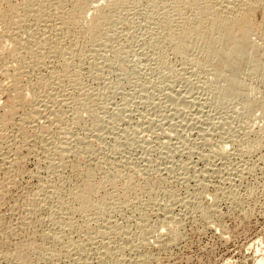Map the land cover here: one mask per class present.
Returning a JSON list of instances; mask_svg holds the SVG:
<instances>
[{"label":"rangeland","instance_id":"374dc122","mask_svg":"<svg viewBox=\"0 0 264 264\" xmlns=\"http://www.w3.org/2000/svg\"><path fill=\"white\" fill-rule=\"evenodd\" d=\"M28 1L33 5L35 4L30 7L31 11L36 9V1L37 5L41 1V6L38 5V9H36L38 11L34 10L26 14L25 12L28 10H23V4L27 0H13L10 2L11 6H8L10 10L12 8L19 10L16 12L17 16L15 15L16 17H14L15 19L10 25V29L6 28L8 30L5 29L7 33H3L6 36L4 38H10L9 40L6 39L5 43L7 46L3 44L0 47L2 48L0 49V74L2 75H0V106H2L0 107V121L11 110V114L10 112L6 114V118L4 117L3 121H1L5 123L10 119L11 123L9 121L7 127L6 124H3L1 127L4 129L0 127L2 133H0L2 137L0 138V157L2 156L0 158V264H23L18 260L20 257H17L19 250L24 253L25 264H30L31 261V264H114L117 259H115L116 256L112 255V252L109 254L105 253L106 256L103 254V257L102 253H104V250L99 248L98 251L101 237L97 233L105 229L107 232L110 231L109 234L115 229L117 233H121L122 239L119 235L118 238L113 234L107 235L113 241L111 246L116 247L115 250L112 248L114 254H117L119 261L121 260L120 262L118 260L115 261L117 262L115 264L257 263V259L259 260L262 256L261 252L264 248V117L256 109V113H254L255 111L250 113L244 111L243 101L241 100L234 99L235 101L225 102L226 104L222 103L218 98L219 96H217L219 94L216 95L218 92L215 91V93L213 91L214 88H212L218 84L216 83V85L211 78L208 81L210 77L208 74L196 72V76L195 73L193 74L194 71H192L194 69L193 66L190 64L188 66L189 62H186L187 64L182 62L167 47L169 51L165 48L162 53L161 50L163 49L161 47L164 44L160 45L162 43L160 39L164 32L160 31L161 26H158L160 24L155 19L157 18L156 13L159 12L160 14V12H163L162 6L172 5L173 0H126L125 6L118 9L117 13H114L116 15L113 14L110 28L96 29L94 34L89 37L85 35V37L87 36L86 38L83 35L86 31L85 27L89 23L96 22L98 19L99 21L106 20L105 17H103L104 19L101 17L100 11L96 8L103 0L87 1L85 5H80L77 9H72V4L68 5V3H71L70 1L64 3L61 0H54L53 2L52 0H46V4L45 0ZM47 1L50 2L47 3ZM59 2L63 3L64 5L61 4L63 6L67 4L65 12L66 10H71L72 25L75 26L71 25V27L75 28V32L67 31L68 33H66L65 30L61 29V34L59 30L60 21L57 19V15L54 14L55 12L57 13L55 9L59 7L57 6L60 5ZM263 5L264 0H259L258 11L252 17L253 22L256 21L255 24L261 23L264 19ZM4 6L2 5V8H0L3 15L6 12H10L7 6ZM33 7L34 9H32ZM40 7H42L41 11L45 8L42 11L43 13L39 10ZM66 7L69 9H66ZM156 10L159 11L156 12ZM35 11L38 17L35 15L36 13L32 14ZM43 14L44 16H42ZM54 16H56L57 21L53 19L55 18ZM39 21L41 22L38 23ZM155 24L157 25L155 26ZM2 28H0L1 32L3 31ZM157 28L159 31H157ZM160 32L162 35H160ZM82 33L83 35H81ZM9 35L12 36V39L15 38L14 40L16 41L22 39L20 42L18 41V44L15 42L18 47L9 42L11 41ZM255 38L253 40L258 43L257 38L256 40ZM158 42L160 43L158 44ZM8 43H11V45ZM8 45L13 48L9 49ZM158 45L161 46L158 47L160 50H157ZM21 48L22 50L20 51ZM58 50L62 52H60L59 57L61 58L59 59ZM53 51L55 52L54 54ZM16 52L19 56H17ZM51 54L53 55L51 56ZM71 57L73 59H70ZM159 57L160 59H157ZM161 57L163 60H161ZM157 61L163 62L158 63ZM22 63L23 65H20ZM165 66H170L173 70H168L167 72V69L164 70ZM202 76L204 77L202 78ZM73 79L74 82H72ZM204 80L211 86H208ZM256 81V79H251L248 82V93L250 92L248 97L252 100V98L258 99L260 96L259 100L264 104V86L260 85L259 81ZM203 82L207 85V88L205 84H202ZM213 83L215 86L212 85ZM202 85L209 90L207 91L201 87ZM18 87L21 88L20 91L22 92H20L19 98V94H16L19 91ZM196 87L201 88L196 90ZM16 88L18 91H16ZM215 89L217 90V88ZM24 91L26 94H23ZM211 93L214 94L212 95ZM171 94L172 96L176 94L175 96L178 98L181 97L180 100L185 98V100L192 101L194 98L192 106L189 109H182L181 114L178 113L177 115L175 105L179 101L173 104L171 100H168ZM24 95H26V98L29 96L28 101L26 99L20 102ZM35 95L39 98L38 100H44V104L46 102L45 108L42 106L44 109L40 105L36 107V103L33 101L34 99L36 100ZM214 95L215 97L217 96L216 99H214ZM14 96L23 105H20ZM30 96H32V99ZM217 99L221 103H218ZM29 101L31 102L29 103ZM12 103L16 105L15 108L17 107V110L21 107L20 110L17 111ZM170 103H172V107ZM32 104H34L33 108L31 107ZM8 106L12 108L8 110ZM28 106L29 110L33 111L29 112ZM34 108L37 109L35 110ZM12 109L13 112H17L12 114ZM40 109L41 111H39ZM2 110L3 112L7 110V112L3 113ZM34 111H36L38 116ZM31 113L36 118L34 117L33 119ZM57 115L58 117L56 118ZM48 117L52 119L50 123L53 124L48 122ZM59 117L62 120H59ZM35 119L37 120L34 121ZM53 120L56 123L51 122ZM1 122L0 124L2 125ZM34 125L35 127H33ZM21 126L24 127V130H26L25 128L27 130H21ZM65 127L69 130L67 135L63 134ZM18 128L22 133L18 132ZM21 134L23 137L19 136ZM63 141L69 145H65ZM253 143H256L255 147ZM225 144L229 146L226 150L227 154H225V158L221 156V158H218V155H216L217 150L221 149L219 146L224 147ZM65 146L68 150L65 149ZM260 147L262 148L260 149ZM46 150L49 151L46 153ZM211 151L212 153H210ZM89 174L91 175L88 176ZM90 177L93 178L91 179ZM112 177H115L114 180ZM89 183L93 185L95 183L94 186L96 187L97 185L100 188V190H97L99 192L95 194L96 197L95 195L93 196L92 204H99V201L103 205L105 201L104 207L102 206L104 213L100 211V214L103 213L104 215H100L99 211L94 208L93 212V209L89 210V213L86 211L89 215H85L84 212L79 214V211L77 212L76 210V212L68 211L69 209L65 208L66 201L69 200V197H72L71 195L74 192H71L70 189L73 190L78 187L75 190H82V187L89 186ZM81 185L82 187H80ZM125 193L126 196L124 197ZM102 197H105V199H101ZM58 198L62 199L59 200ZM192 198L193 202L190 201ZM95 199L98 201L96 202ZM60 201L64 202V207ZM197 201L198 203H196ZM198 206L200 208L196 209ZM206 208L208 209L206 210L207 212L204 211ZM192 209L194 210L192 211ZM198 210L203 214L208 213V216L204 214L205 217L207 216L205 218L202 215L205 219L199 217L202 213L199 214ZM163 216L175 217L174 219L179 221L178 228H176L178 230L174 231L175 234L169 236L163 233L158 236L159 233L157 235L159 232L158 228H160L159 224L161 226V223H163L161 222ZM207 218L211 219L208 220ZM146 221L149 223L147 226ZM96 224L99 225L97 226ZM155 227L157 228L155 229ZM161 229L160 231H162ZM148 231L151 234L146 233ZM172 235L177 236L174 238ZM49 236L51 237L48 238ZM171 238L174 239L172 240ZM167 241L169 243H166ZM129 242L130 244H128ZM139 242L141 243L139 244ZM68 244L73 248L68 246ZM141 244L144 247L139 246ZM41 246L42 248H40ZM11 252L15 254L13 255ZM39 252L43 254L42 257L44 258L40 257L42 254L40 255ZM8 253L11 255H8ZM46 257L48 258L46 259ZM49 257H52V259ZM112 259L115 260L113 261Z\"/></svg>","mask_w":264,"mask_h":264},{"label":"bare ground","instance_id":"6f19581e","mask_svg":"<svg viewBox=\"0 0 264 264\" xmlns=\"http://www.w3.org/2000/svg\"><path fill=\"white\" fill-rule=\"evenodd\" d=\"M11 1H13V0H0V8H2L1 6L3 5H5V6H7V9L10 11V12H8V13H10V14H8L7 12H6V14L5 15H3V13L0 11V28H2L3 29V31L1 32L0 31V47L1 46H3V44H5L6 46H7V44L5 43L6 42V39L7 38H4V37H6V36H4L3 35V33L4 32H6L7 33V29L6 28H9L10 29V25L14 22V17H16L17 15V11L19 10H14L13 8L10 10L9 9V5L11 6ZM44 1V0H43ZM42 1V2H43ZM51 1V0H50ZM50 1H47V3H49ZM54 0H52V2H53ZM59 1V0H58ZM58 1H57V3H58ZM62 2H64V3H66V1H70L71 3H68V5L69 4H72V9H77V8H79L80 7V5H85L86 3H87V1H99V0H61ZM100 1H102V0H100ZM128 1V0H127ZM171 1V0H170ZM31 2H32V0H31ZM34 2H35V0H34ZM45 2V4H46V0L44 1ZM173 2V4L172 3H170V4H172V5H164V6H162L163 8H162V11L163 12H160V14H159V10H156V12H158V13H156L157 15H156V17L157 18H155L158 22H159V24L160 25H158L161 29H160V31H162V32H164V35H162L161 34V32H160V35H162L161 36V42L162 43H160V42H158V44L160 43V45H163L162 47L160 46V45H158L157 46V50L159 49L158 47L160 46L163 50H161L162 51V53H163V51H165L164 49L167 47V48H169L172 52V54H174V56H176V57H178L180 60H182V62H184L185 64H187L186 62H189L188 63V66H189V64L191 65V66H193V68L195 69H193L192 70V68H191V70L192 71H194L193 72V74L195 73V75H196V72H201V73H203V74H208L210 77L208 78L207 76V78H208V81H209V79L211 78L213 81H214V83L217 85L216 87H212V88H214V90L213 89H211V90H213L214 92L215 91H217L218 93H216V95L217 94H219V95H217V96H219L218 98L222 101V103H224V104H226L225 102H230V101H235L234 99H238V100H241V101H243V109H245L244 111H246L247 113L249 112H253V111H255V109L256 110H258V111H260L261 112V115H262V117H264V104H263V102L261 101V100H259V98H260V96H259V98L257 99V98H255V99H253L252 98V100L250 99V97H248L249 96V93H248V88H249V86H248V82L251 80V79H256L257 81H259L260 82V85H262V86H264V19L261 21V23H256L255 24V22H253V20H252V17H254V15L256 14V12L258 11V6H259V0H173L172 1ZM60 3V2H59ZM98 3V2H97ZM44 4V3H43ZM45 4H44V7H45ZM55 4V3H54ZM61 4H63V3H60V5H57V6H59V7H57L55 10H57V13L55 12L54 14H56L57 15V19L60 21L59 22V30L61 31V29L62 30H65L66 31V33H68V32H75L76 30H75V28H72L71 27V25H72V20H73V18H72V13H71V10L70 11H67L66 10V12H65V6L67 5H65V6H63V5H61ZM125 4H126V0H103V2L101 3V4H98L97 6H96V4H95V6H96V8L100 11V13H101V17L103 18V17H105L106 18V20H102V21H99V19H98V21H96V22H92V23H89V25H87V27H85L86 29V31H85V33H84V35H83V33L81 34V35H83V37H85V35H88V37L91 35V34H94V31L96 30V29H100V30H102L101 28H104V27H106V28H110L111 26H110V24L112 23L111 22V19H112V16H114V15H116V14H114L116 11H118V9H120V8H122L123 6H125ZM154 4V3H153ZM24 6H23V10H28V11H26L25 13L26 14H28V12H32V11H34V10H36V9H38L37 8V6L38 5H40L41 6V1H40V4L38 3V5H37V1H36V9H34V7L32 8V9H34V10H32L31 11V9H30V7L33 5L32 3H30V1H28L27 0V2L26 3H24L23 4ZM35 5V4H34ZM33 5V6H34ZM51 5V4H50ZM56 5V4H55ZM157 5V4H156ZM4 6V7H5ZM47 6V5H46ZM52 6V5H51ZM264 6V5H263ZM262 6V7H263ZM43 7V8H44ZM56 7V6H55ZM173 7V8H172ZM41 8L42 7H40V11H41ZM48 8V7H47ZM52 8V7H51ZM68 7H66V9H67ZM156 8V7H155ZM45 9V8H44ZM43 9V10H44ZM64 9V10H63ZM69 9V8H68ZM71 9V8H70ZM96 9V10H97ZM30 10V11H29ZM42 10V11H43ZM94 10V9H93ZM98 10H97V12H98ZM122 10V9H121ZM130 10V9H129ZM36 11H38V10H36ZM36 11L35 12H33L32 14H34V13H36ZM39 11V12H40ZM41 11V12H42ZM54 11V10H53ZM125 11V10H124ZM135 11V10H134ZM24 12V11H23ZM38 12V13H39ZM40 12V13H41ZM40 13H39V15H40ZM43 13V12H42ZM117 13V12H116ZM129 13V12H128ZM152 13V12H151ZM114 14V15H113ZM150 14V13H149ZM16 15V16H15ZM31 15V14H30ZM36 16L38 15L37 13L35 14ZM47 15V14H46ZM151 15V14H150ZM24 16V15H23ZM28 16V15H27ZM41 16V15H40ZM42 16H44V14L42 15ZM132 16V15H131ZM147 16V15H146ZM260 16V15H259ZM38 17V16H37ZM55 18H53V19H56V16H54ZM18 18V17H17ZM41 18V17H40ZM48 18H49V16H48ZM126 18V17H125ZM154 18V17H153ZM260 18V17H259ZM263 18H264V16H263ZM43 19V18H42ZM45 19H46V17H45ZM57 19H56V21H57ZM104 19V18H103ZM123 19V18H122ZM17 20V19H16ZM26 20V19H25ZM50 20V19H49ZM19 21V20H18ZM17 21V22H18ZM113 21V20H112ZM125 21H127V20H125ZM23 22V21H22ZM41 21H39L38 23H40ZM44 22V21H43ZM42 22V23H43ZM50 22V21H49ZM155 22V21H154ZM51 23V22H50ZM54 23V22H53ZM57 23V22H56ZM88 23V22H87ZM45 24H47V23H45ZM158 24V23H157ZM157 24H155V26L157 25ZM17 25V24H16ZM21 25H22V23H21ZM2 26V27H1ZM13 26H15V25H13ZM19 26V25H18ZM44 26V25H43ZM54 26V25H53ZM57 26V25H56ZM72 26H74V25H72ZM82 26V25H81ZM125 26V25H124ZM20 27V26H19ZM18 27V28H19ZM24 27V26H23ZM22 27V28H23ZM51 27V26H50ZM55 27V26H54ZM75 27V26H74ZM118 27V26H117ZM121 27V26H120ZM21 28V27H20ZM19 28V29H20ZM25 28V27H24ZM30 28V27H29ZM33 28V27H32ZM76 28H77V26H76ZM1 29V30H2ZM7 31H6V30ZM16 29V28H15ZM26 29V28H25ZM82 29V28H81ZM105 29V28H104ZM18 30V29H17ZM17 30H15V31H17ZM108 30V29H107ZM117 30V29H116ZM147 30H149V29H147ZM64 31V32H65ZM68 31V32H67ZM78 31V30H77ZM80 31V30H79ZM83 31V30H82ZM157 31H159V29L157 28ZM44 32V31H43ZM49 32H50V29H49ZM81 32V31H80ZM100 32V31H99ZM102 32V31H101ZM155 32H156V29H155ZM14 33V32H13ZM12 33V34H13ZM19 33V32H18ZM17 33V34H18ZM51 33V32H50ZM78 33V32H77ZM157 33V32H156ZM31 34V33H30ZM33 34V33H32ZM40 34V33H39ZM61 34H62V31H61ZM65 34V33H64ZM76 34V33H75ZM102 34V33H101ZM155 34V33H154ZM11 35V34H10ZM9 35V37H11V41H9V42H11L14 46H16V47H18V45H16L15 44V42H17V44H18V41L20 42L21 40L19 39V40H14V39H12V36H10ZM43 35V34H42ZM157 35V34H156ZM31 36V35H30ZM40 36V35H39ZM50 36V35H49ZM63 36V35H62ZM76 36V35H75ZM79 36V35H78ZM59 37V36H58ZM87 37V36H86ZM85 37V38H86ZM151 37V36H150ZM149 37V38H150ZM254 37H256L257 38V40H258V43L257 42H255L254 40H253V38ZM22 38H23V36H22ZM30 38V37H29ZM28 38V39H29ZM55 38V37H54ZM53 38V39H54ZM67 38V37H66ZM80 38V37H79ZM84 38V39H85ZM256 38H255V40H256ZM10 38H8L7 40H9ZM18 39V38H17ZM33 39V38H32ZM40 39V38H39ZM59 39V38H58ZM109 39V38H108ZM157 39V38H156ZM45 40V39H44ZM44 40H43V42H44ZM49 40V39H48ZM83 40V39H82ZM155 40V39H154ZM159 40V41H160ZM25 41V40H24ZM54 41V40H53ZM58 41H60V40H58ZM152 41V40H151ZM36 42V41H35ZM41 42H42V40H41ZM40 42V43H41ZM47 42V41H46ZM150 42V41H149ZM156 42V41H155ZM11 43L9 44V45H11ZM31 43V42H30ZM38 43V42H37ZM39 43V44H40ZM45 43V42H44ZM55 43H57V42H55ZM23 44V43H22ZM22 44H19V45H22ZM26 44V43H25ZM32 44H33V42H32ZM31 44V45H32ZM36 44V43H35ZM42 44V43H41ZM52 44V43H51ZM60 44V43H59ZM155 44V43H154ZM9 45H8V47H9ZM46 45V44H45ZM58 45V44H57ZM35 46H37V45H35ZM39 46V45H38ZM43 46V45H42ZM49 46V45H48ZM60 46V45H59ZM59 46H56V47H59ZM5 47V46H4ZM15 47V48H16ZM21 47V46H20ZM23 47V46H22ZM31 47V46H30ZM51 47V46H50ZM10 48H13L12 46L11 47H9V49ZM24 48V47H23ZM34 48H36V47H34ZM45 48V47H44ZM53 48V47H52ZM61 48V47H60ZM166 48V50H168L169 51V49H167ZM0 49H2V48H0ZM19 49V48H18ZM42 49V48H41ZM57 49V48H56ZM64 49V48H63ZM12 50V49H11ZM16 50V49H15ZM14 50V51H15ZM22 50V48L20 49V51ZM24 50V49H23ZM43 50V49H42ZM48 50V49H47ZM55 50V49H54ZM68 50V49H67ZM71 50V49H70ZM160 50V49H159ZM1 51V50H0ZM10 51V50H9ZM13 51V50H12ZM29 51V50H28ZM40 51V50H39ZM59 51V50H58ZM63 51V50H62ZM50 52V51H49ZM60 52H61V50L59 51V55H58V59L59 58H61V57H59L60 56ZM158 52V51H157ZM167 52V51H166ZM12 53V52H11ZM19 53V52H18ZM26 53V52H25ZM37 53H39V52H37ZM52 53V52H51ZM55 52L53 51V54H54ZM62 53V52H61ZM134 53V52H133ZM1 54V53H0ZM16 54H17V52H16ZM26 54H29V53H26ZM53 54H51V56L53 55ZM56 54H58V53H56ZM158 54H160V53H158ZM6 55V54H5ZM11 55V54H10ZM30 55V54H29ZM31 55H32V52H31ZM61 55H64V54H61ZM152 55V54H151ZM165 55V54H164ZM14 56V55H13ZM17 56H19L18 54H17ZM21 56H23V55H21ZM35 56V55H34ZM47 56V55H46ZM74 56V55H73ZM72 56V57H73ZM157 56H159V55H157ZM9 57V56H8ZM25 57H27V55H25ZM25 57H24V59H25ZM56 57V56H55ZM64 57V56H63ZM70 58V59H73V58ZM0 58H1V56H0ZM12 58V57H11ZM14 58H15V56H14ZM29 58V57H28ZM33 58V57H32ZM4 59V58H3ZM20 59V58H19ZM34 59H35V57H34ZM69 59V58H68ZM157 59H160V57L159 58H157ZM16 60V59H15ZM21 60V59H20ZM22 60H23V57H22ZM21 60V61H22ZM32 60V59H31ZM67 60V59H66ZM161 60H163L162 59V57H161ZM46 61V60H45ZM65 61V60H64ZM23 62V61H22ZM71 62V61H70ZM146 62V61H145ZM158 62V61H157ZM160 62H163V61H160ZM160 62H158V63H160ZM1 63V62H0ZM4 63V62H3ZM21 63V62H20ZM167 63V62H166ZM27 64V63H26ZM20 65H23V63L22 64H20ZM42 65V64H41ZM67 65V64H66ZM160 65V64H159ZM162 65H163V63H162ZM167 65V64H166ZM9 66V65H8ZM17 66V65H16ZM161 66V65H160ZM12 67V66H11ZM15 67V66H14ZM21 67H23V66H21ZM25 67H27V66H25ZM66 67V66H65ZM166 67V66H165ZM16 68V67H15ZM24 68V67H23ZM160 68V67H159ZM164 68V67H163ZM17 69V68H16ZM28 69V68H27ZM54 69V68H53ZM167 69V70H166ZM69 70V69H68ZM163 70V69H162ZM161 70V71H162ZM164 70H166L167 72H168V70L169 71H171V70H173L172 69V67H170V66H167ZM187 70V69H186ZM13 71V70H12ZM17 71V70H16ZM24 71V70H23ZM57 71V70H56ZM63 71V70H62ZM65 71V70H64ZM52 72V71H51ZM55 72V71H54ZM58 72V71H57ZM56 72V73H57ZM74 72V71H73ZM6 73V72H5ZM170 73V72H169ZM188 73V72H187ZM192 73V72H191ZM197 73V74H198ZM24 74H26V73H24ZM70 74V73H69ZM73 74V73H72ZM1 75V74H0ZM21 75V74H20ZM59 75V74H58ZM57 75V76H58ZM63 75V74H62ZM164 75V74H163ZM167 75H169V74H167ZM189 75V74H188ZM2 76V75H1ZM4 76V75H3ZM19 76V75H18ZM71 76V75H70ZM74 76V75H73ZM78 76V75H77ZM171 76V75H170ZM187 76V75H186ZM197 76V75H196ZM205 76V75H204ZM204 76H202V78L204 77ZM40 77V76H39ZM62 77V76H61ZM166 77V76H165ZM184 77V76H183ZM20 78V77H19ZM56 78H58V77H56ZM68 78V77H67ZM75 78H76V75H75ZM161 78H162V76H161ZM167 78V77H166ZM199 78V77H198ZM12 79H14V77H12ZM17 79V78H16ZM50 79V78H49ZM53 79V78H52ZM65 79V78H64ZM163 79V78H162ZM196 79H197V77H196ZM205 79V78H204ZM68 80H69V78H68ZM168 80V79H167ZM202 80V79H201ZM200 80V81H201ZM206 80V79H205ZM204 80V81H205ZM212 80H210V81H212ZM249 80V81H248ZM11 81V80H10ZM14 81V80H13ZM21 81H23V80H21ZM39 81V80H38ZM203 81V80H202ZM256 81V82H257ZM12 82V81H11ZM25 82V81H24ZM60 82V81H59ZM72 82H74V79L72 80ZM76 82V81H75ZM206 83H207V81H205ZM12 83H14V82H12ZM18 83V82H17ZM17 83H16V85H17ZM35 83V82H34ZM37 83V82H36ZM41 83V82H40ZM56 83V82H55ZM60 83H62V82H60ZM184 83V82H183ZM210 83H212V82H210ZM214 83L212 84V85H214ZM26 84V83H25ZM43 84V83H42ZM74 84V83H73ZM192 84V83H191ZM202 84H205L204 82L202 83ZM8 85H12V84H8ZM7 85V86H8ZM15 85V86H16ZM35 85V84H34ZM45 85V84H44ZM76 85V84H75ZM184 85V84H183ZM207 85H208V83H207ZM207 85L205 84V86H206V88H207ZM6 86V87H7ZM13 86V85H12ZM18 86V85H17ZM16 86V87H17ZM23 86V85H22ZM67 86V85H66ZM73 86V85H72ZM197 86V85H196ZM204 86V87H205ZM208 86H211L210 84L208 85ZM215 86V85H214ZM248 86V87H247ZM24 87V86H23ZM41 87V86H40ZM70 87H71V85H70ZM143 87V86H142ZM141 87V88H142ZM174 87V86H173ZM172 87V88H173ZM201 87H203V85L201 86ZM201 87H196L195 89L196 90H198L197 88H201ZM203 87V88H204ZM260 87V86H259ZM19 88V87H18ZM36 88V87H35ZM51 88H53V87H51ZM202 88V89H203ZM206 88H204V89H206ZM211 88V87H210ZM215 88H217V90L215 89ZM8 89H9V86H8ZM14 89H15V87H14ZM17 89V88H16ZM20 89L21 88H19V91H18V89L16 90V91H18V92H16V91H14V92H16V94L18 93L19 95H18V98H19V96H20ZM50 89V88H49ZM59 89V88H58ZM64 89V88H63ZM146 89V88H145ZM150 89V88H149ZM161 89V88H160ZM7 90V89H6ZM30 90V89H29ZM169 90V89H168ZM186 90V89H185ZM191 90V89H190ZM207 90V89H206ZM209 90V89H208ZM207 90V91H208ZM13 91V90H12ZM23 91V90H22ZM73 91V90H72ZM144 91H146V90H144ZM213 91H211V92H213ZM3 92V91H2ZM51 92V91H50ZM163 92V91H162ZM167 92V91H166ZM176 92H178L177 90H176ZM192 92V91H191ZM254 92V91H253ZM22 93V92H21ZM25 93V91L23 92V94ZM43 93V92H42ZM55 93V92H54ZM256 93H257V91H256ZM16 94H14V95H16ZM22 94V95H23ZM26 94V93H25ZM28 94V93H27ZM80 94V93H79ZM168 94V93H167ZM178 94V93H177ZM186 94V93H185ZM189 94H190V92H189ZM212 95L214 94V93H211ZM1 95V94H0ZM11 95H12V93H11ZM165 95V94H164ZM176 95V94H175ZM175 95H173L172 96V94H171V96L169 97V99H168V97H167V99L168 100H171L172 102H173V104H175V102H177V101H179V103L177 104L176 103V109H175V111H176V114L178 115V113H180L181 114V112H182V109H184V108H187V109H189V107L190 106H192V101L194 100V98H193V100L192 101H188V100H185V98L183 99V100H180L181 99V97H177V96H175ZM48 96V95H47ZM46 96V97H47ZM146 96V95H145ZM152 96V95H151ZM178 96H179V94H178ZM181 96V95H180ZM190 96V95H189ZM217 96L215 97V95H214V99H216L217 98ZM257 96V95H256ZM28 98H26V95H24V96H22V98L20 99V102H22V100H26L27 99V101H28V99H29V96H27ZM31 97V99H32V96H30ZM44 97V96H43ZM50 97H52L51 95H50ZM59 97V96H58ZM62 97V96H61ZM134 97V96H133ZM164 97V96H163ZM166 97V96H165ZM10 98H13V97H10ZM14 98H15V96H14ZM35 98H36V100L34 99V96H33V101H35V105H36V107H37V105H40V107H42V106H44L45 104H46V102H45V104L43 103V101H42V99L41 100H38L39 98H37L36 97V95H35ZM57 98V97H56ZM16 99V98H15ZM142 99V98H141ZM163 99V98H162ZM178 99V100H177ZM188 99V98H187ZM219 99H217V102L219 101ZM9 100V99H8ZM13 100V99H12ZM38 100V101H37ZM75 100H76V98H75ZM165 100V99H164ZM237 100V101H238ZM10 102H12L11 100H9ZM16 101H17V99H16ZM37 101V102H36ZM46 101H48V100H46ZM78 101V100H77ZM146 101V100H145ZM144 101V102H145ZM153 101V100H152ZM9 102V103H10ZM15 102V101H14ZM13 102V103H14ZM19 104H20V102L19 101H17ZM16 102V103H17ZM31 101H29V103H30ZM79 102V101H78ZM142 102V101H141ZM155 102V101H154ZM168 102V101H167ZM12 103V104H13ZM26 103H28V102H26ZM25 103V104H26ZM65 103H67V102H65ZM140 103V102H139ZM146 103V102H145ZM147 103H149V102H147ZM200 103V102H199ZM218 103H221V102H218ZM7 104V103H6ZM22 104V103H21ZM20 104V105H21ZM34 104H32V108H33V105ZM80 104H82V103H80ZM79 104V105H80ZM151 104V103H150ZM154 104V103H153ZM172 103H170V105H171ZM14 105V106H13ZM12 106L15 108V104H13ZM18 105V104H17ZM23 105V104H22ZM31 105V104H30ZM47 105H48V103H47ZM194 105H195V103H194ZM222 105V104H221ZM67 106V105H66ZM142 106V105H141ZM148 106V105H147ZM153 107H154V105H152ZM0 107H2V106H0ZM5 107V106H4ZM47 107V106H46ZM49 107V106H48ZM68 107V106H67ZM149 107V106H148ZM156 107V106H155ZM171 107H172V105H171ZM178 107V108H177ZM6 108V107H5ZM4 108V109H5ZM8 108H9V106H8ZM10 108H12V107H10ZM10 108L8 109V110H10ZM19 108V107H18ZM21 108V107H20ZM20 108L18 109V110H20ZM23 108V107H22ZM27 108V107H26ZM43 108V107H42ZM44 108H45V106H44ZM43 108V109H44ZM242 108V107H241ZM2 109V108H1ZM16 110H17V107L15 108ZM28 110H29V106H28V108H27ZM35 110L37 109V108H34ZM47 109V108H46ZM51 109V108H50ZM171 109V108H170ZM191 109V108H190ZM211 109V108H210ZM17 110V111H18ZM151 110V109H150ZM173 110V109H172ZM11 111V110H10ZM9 111V112H10ZM16 111V112H17ZM22 111V110H21ZM20 111V112H21ZM24 111H25V109H24ZM31 111H33V110H29V112H31ZM39 111H41V109L39 110ZM43 111V110H42ZM53 111V110H52ZM184 111V110H183ZM2 112H3V110H2ZM7 112V110H5V112H3V113H6ZM9 112H7L6 114H9ZM15 111L13 112V109H12V114H14V113H16ZM35 113H36V111H34ZM33 112V113H34ZM38 112V111H37ZM47 112V111H46ZM71 112V111H70ZM122 112V111H121ZM154 112V111H153ZM260 112H258L259 114H260ZM33 113H31L33 116V119H34V117H35V115L33 114ZM52 113V112H51ZM185 113V112H184ZM254 113H256V111L254 112ZM5 114V115H6ZM10 114H11V112H10ZM54 114H56V113H54ZM54 114H52V115H54ZM113 114V113H112ZM157 114V113H156ZM179 114V115H180ZM183 114V113H182ZM243 114V113H242ZM5 115L3 116V114H2V118L4 119V117H5ZM36 115H37V113H36ZM43 115V114H42ZM59 115V114H58ZM58 115L56 116V118L58 117ZM93 115V114H92ZM92 115H91V117H92ZM244 115V114H243ZM16 116H18V115H16ZM38 116V115H37ZM55 116V115H54ZM60 117H61V115H59ZM65 116V115H64ZM115 116H116V114H115ZM154 116V115H153ZM181 116V115H180ZM0 117H1V114H0ZM12 117H14L13 115H12ZM51 117V116H50ZM59 117V120L61 119L62 120V118H60ZM108 117V116H107ZM1 118V119H2ZM6 118V117H5ZM9 118H10V116H9ZM36 118V117H35ZM39 118V117H38ZM65 118V117H64ZM115 118V117H114ZM3 119L1 120V121H3ZM32 119V120H33ZM41 119V118H40ZM39 119V120H40ZM78 119V118H77ZM37 119H35L34 121H36ZM47 120H49L48 122L50 123V120H52L51 118L49 119V117L47 118ZM54 120H55V118H54ZM54 120L53 121H51V122H54ZM65 120V119H64ZM91 120H92V118H91ZM96 120V119H95ZM0 121V122H1ZM6 121V120H5ZM4 121V122H5ZM10 121V119L8 120V122ZM98 121H100V120H98ZM8 122L6 121L5 123H2V125L0 124V127L1 126H3V124H6V127H7V124H8ZM12 122H13V120H12ZM23 122V121H22ZM25 122V121H24ZM39 122V121H38ZM48 122H47V124H48ZM57 122H58V119H57ZM64 122V121H63ZM149 122V121H148ZM148 122H147V125H148ZM10 123H11V121H10ZM26 123V122H25ZM41 123V122H40ZM54 123H56V121L54 122ZM73 123V122H72ZM165 123V122H164ZM206 123V122H205ZM17 124L19 125V122L17 121ZM50 124H53V123H50ZM49 124V125H50ZM58 124H59V122H58ZM103 124V123H102ZM140 124V123H139ZM195 124V123H194ZM202 124V123H201ZM68 125V124H67ZM9 126V125H8ZM13 126V125H12ZM24 126V125H23ZM54 126V125H53ZM57 126V125H56ZM60 126H62V125H60ZM95 126V125H94ZM102 126V125H101ZM4 127H5V125H4ZM27 127H28V125H27ZM31 127V126H30ZM33 127H35V125L33 126ZM43 127H45V126H43ZM99 127H100V125H99ZM103 127H104V124H103ZM136 127V126H135ZM242 127V126H241ZM32 128V127H31ZM47 128V127H46ZM51 128V127H50ZM60 128V127H59ZM98 128V127H97ZM239 128V127H238ZM1 129H4L3 127H1ZM6 129V128H5ZM12 129V128H11ZM14 129V128H13ZM19 129V128H18ZM24 130V127H22L21 126V130ZM26 130H27V128H25ZM44 129V128H43ZM96 129V128H95ZM191 129V128H190ZM213 129V128H212ZM26 130H24V131H26ZM36 130V129H35ZM48 130V129H47ZM50 130V129H49ZM56 130V129H55ZM58 130V129H57ZM159 130V129H158ZM218 130V129H217ZM8 131V130H7ZM13 131V130H12ZM31 131V130H30ZM37 131V130H36ZM136 131V130H135ZM149 131V130H148ZM160 131H161V129H160ZM171 131H173V130H171ZM10 132V131H9ZM17 132V131H16ZM15 132V133H16ZM19 133H22V132H20V129H19V131H18ZM59 132H62V131H59ZM67 132H69V130H68V128L67 127H65L64 128V130H63V134H65V135H67ZM86 132V131H85ZM169 132V131H168ZM235 132V131H234ZM0 133H1V130H0ZM32 133V132H31ZM103 133V132H102ZM218 133V132H217ZM260 133V132H259ZM2 134V133H1ZM177 134V133H176ZM175 134V135H176ZM245 134V133H244ZM16 135V134H15ZM137 135V134H136ZM174 135V136H175ZM6 136V135H5ZM8 136V135H7ZM19 136H22L23 137V135L21 134V135H19ZM35 136V135H34ZM75 136V135H74ZM223 136V135H222ZM226 136V135H225ZM254 136V135H253ZM11 137V136H10ZM33 137V136H32ZM37 137V136H36ZM43 137V136H42ZM60 137V136H59ZM62 137V136H61ZM67 137V136H66ZM69 137V136H68ZM206 137V136H205ZM0 138H2L1 137V135H0ZM3 139H4V137H3ZM2 139V140H3ZM60 139V138H59ZM133 139V138H132ZM203 139V138H202ZM222 139V138H221ZM225 139V138H224ZM14 140H16V139H14ZM29 140V139H28ZM64 140H66V139H64ZM96 140V139H95ZM140 140V139H139ZM209 140H210V138H209ZM212 140V139H211ZM229 140V139H228ZM244 140V139H243ZM4 141V140H3ZM78 141V140H77ZM98 141V140H97ZM177 141V140H176ZM186 141V140H185ZM205 141V140H204ZM223 141H227V140H223ZM230 141V140H229ZM254 141V140H253ZM13 142V141H12ZM11 142V143H12ZM19 142V141H18ZM24 142V141H23ZM53 142H54V139H53ZM52 142V143H53ZM58 142V141H57ZM64 142V141H63ZM76 142V141H75ZM83 142V141H82ZM147 142V141H146ZM208 142H210V141H208ZM228 142V141H227ZM248 142V141H247ZM21 143V142H20ZM42 143V142H41ZM47 143V142H46ZM61 143V142H60ZM65 143V142H64ZM63 143V144H64ZM89 143V142H88ZM144 143V142H143ZM183 143V142H182ZM202 143V142H201ZM10 144V143H9ZM8 144V145H9ZM67 144V142L65 143V145ZM101 144V143H100ZM164 144H166V143H164ZM254 144V143H253ZM252 144V145H253ZM258 144V143H257ZM62 145V144H61ZM67 145H69V144H67ZM125 145H127V144H125ZM135 145V144H134ZM209 145H210V143H209ZM212 145V144H211ZM217 145V144H216ZM222 145V144H221ZM0 146H1V144H0ZM10 146V145H9ZM19 146H21V145H19ZM48 146V145H47ZM64 146V145H63ZM74 146V145H73ZM163 146V145H162ZM173 146V145H172ZM223 146V145H222ZM231 146V145H230ZM256 146V143L254 144V147ZM13 147V146H12ZM49 147V146H48ZM62 147V146H61ZM66 147V146H65ZM143 147V146H142ZM160 147V146H159ZM164 147V146H163ZM210 147V146H209ZM215 147V146H214ZM221 149H218L217 150V154L216 155H218V158L221 156L222 158H225L224 156H225V154H227L226 152V150H227V147H229V146H227L226 144H225V146L224 147H221V146H219ZM21 148V147H20ZM25 148V147H24ZM58 148V147H57ZM86 148V147H85ZM216 148H218V147H216ZM252 148V147H251ZM262 147H260V149H261ZM10 149V148H9ZM49 149V148H48ZM52 149V148H51ZM60 149V148H59ZM62 149V148H61ZM65 149H67V147L65 148ZM163 149V148H162ZM168 149V148H167ZM170 149V148H169ZM214 149V148H213ZM242 149V148H241ZM16 150V149H15ZM18 150V149H17ZM45 150V149H44ZM68 150V149H67ZM72 150V149H71ZM215 150V149H214ZM213 150V151H214ZM230 150V149H229ZM2 151V150H1ZM49 150H46V153L48 152ZM174 151V150H173ZM60 152V151H59ZM5 153H6V151H5ZM12 153V152H11ZM21 153V152H20ZM57 153V152H56ZM61 153V152H60ZM69 153V152H68ZM210 153H212V151L210 152ZM214 153H216V152H214ZM7 154V153H6ZM51 154V153H50ZM207 154V153H206ZM229 154V153H228ZM246 154V153H245ZM5 155V154H4ZM64 155V154H63ZM212 155V154H211ZM216 155H215V157H216ZM11 156V155H10ZM53 156V155H52ZM61 157H62V155H60ZM200 156V155H199ZM202 156V155H201ZM204 156V155H203ZM2 157V156H1ZM0 157V158H1ZM4 157V156H3ZM206 157V156H205ZM220 157V158H221ZM244 157V156H243ZM101 158V157H100ZM202 158V157H201ZM209 158V157H208ZM211 158V157H210ZM13 159V158H12ZM56 159V158H55ZM77 159V158H76ZM212 159V158H211ZM213 159H214V157H213ZM2 160H3V158H2ZM60 160H61V158H60ZM164 160V159H163ZM62 161V160H61ZM212 161V160H211ZM59 162V161H58ZM63 162V161H62ZM44 163V162H43ZM51 163V162H50ZM57 163V162H56ZM117 163V162H116ZM53 164H55V163H53ZM73 164V163H72ZM222 164V163H221ZM15 165V164H14ZM51 165V164H50ZM56 165V164H55ZM8 166V165H7ZM12 166V165H11ZM54 166V165H53ZM66 166V165H65ZM185 166V165H184ZM183 166V167H184ZM187 166V165H186ZM9 167V166H8ZM55 167V166H54ZM78 167V166H77ZM95 168V167H94ZM145 168V167H144ZM167 168V167H166ZM56 169V168H55ZM184 170V169H183ZM182 170V171H183ZM224 170V169H223ZM94 171V170H93ZM134 171V170H133ZM171 171V170H170ZM210 171V170H209ZM14 172V171H13ZM215 172V171H214ZM90 173V172H89ZM92 173V172H91ZM120 173V172H119ZM183 173V172H182ZM88 174V173H87ZM93 174V173H92ZM113 174V173H112ZM91 174H89L88 176H90ZM116 175V174H115ZM114 175V176H115ZM119 175V174H118ZM136 175V174H135ZM200 175V174H199ZM104 176V175H103ZM113 176V175H112ZM117 176V175H116ZM87 177V176H86ZM94 177V176H93ZM92 177V178H93ZM211 177V176H210ZM5 178V177H4ZM79 178V177H78ZM91 178V177H90ZM91 178V179H92ZM95 178V177H94ZM113 178V177H112ZM115 178V177H114ZM114 178H113V180H114ZM116 178H118V177H116ZM6 179V178H5ZM11 179V178H10ZM74 179V178H73ZM76 179V178H75ZM87 179H89V177H87ZM86 179V180H87ZM129 179V178H128ZM205 179V178H204ZM8 180V179H7ZM90 180V179H89ZM105 180V179H104ZM108 180V179H107ZM111 180V179H110ZM136 180V179H135ZM81 181V180H80ZM92 181V180H91ZM106 181V180H105ZM104 181V182H105ZM7 182V181H6ZM84 182H86V181H84ZM87 182H88V180H87ZM96 182V181H95ZM103 182V181H102ZM116 182V181H115ZM83 183V182H82ZM91 183V182H90ZM89 183V184H90ZM92 183H93V181H92ZM98 183H100V182H98ZM130 183V182H129ZM60 184V183H59ZM72 184V183H71ZM85 184V183H84ZM84 184H83V186H84ZM88 184V183H87ZM86 184V185H87ZM101 184V183H100ZM100 184H98L99 186H100ZM120 184V183H119ZM150 184V183H149ZM94 185H95V183H94ZM93 184H90L89 186L87 185L86 187H82V185L80 186V187H82V190L81 189H78V190H75V189H77L76 187L73 189V190H71L70 189V191L71 192H73L72 193V197L70 198L69 197V200H67L66 201V203H65V205H66V207L65 208H67V210L68 211H74V212H78L79 211V214H80V212H84V214L86 215L87 213H89L90 211H91V209H97L98 211H99V214L101 213V212H103L104 213V211H103V205H105V203L103 202V205H102V203H100L97 199H95L96 200V202L98 201V203L99 204H92V199H93V196L95 195V194H97L96 192H99V191H97V190H100V188L96 185V187H98V188H96L95 186H94ZM114 185V184H113ZM124 185V184H123ZM129 185V184H128ZM127 185V186H128ZM79 186V185H78ZM108 186V185H107ZM112 186V185H111ZM153 186V185H152ZM112 187H114V186H112ZM54 188V187H53ZM52 188V189H53ZM104 188V187H103ZM115 188V187H114ZM135 188V187H134ZM142 188V187H141ZM148 188H149V186H148ZM151 188V187H150ZM5 189V188H4ZM59 189V188H58ZM113 189V188H112ZM130 189H132V188H130ZM139 189V188H138ZM61 190V189H60ZM115 190H117V189H115ZM123 190H125V189H123ZM142 190V189H141ZM144 190V189H143ZM151 190V189H150ZM53 191V190H52ZM56 191V190H55ZM118 191V190H117ZM116 191V192H117ZM122 191V190H121ZM133 191V190H132ZM139 191V190H138ZM161 191V190H160ZM107 192V191H106ZM5 193V192H4ZM103 193H104V191H103ZM127 193V192H126ZM126 193H125V195H124V197L126 196ZM53 194H55V193H53ZM71 194V193H70ZM98 194H100V193H98ZM105 194V193H104ZM112 194H114V193H112ZM111 194V195H112ZM135 194V193H134ZM202 194V193H201ZM200 194V195H201ZM61 195V194H60ZM108 195V194H107ZM110 195V196H111ZM127 195H129V194H127ZM206 195V194H205ZM2 196H3V194H2ZM58 196V195H57ZM68 196V195H67ZM70 196V195H69ZM98 196V195H97ZM122 196H123V194H122ZM121 196V197H122ZM130 196V195H129ZM136 196V195H135ZM171 196V195H170ZM169 196V197H170ZM198 196V195H197ZM95 197H96V195H95ZM94 197V198H95ZM123 197V198H124ZM131 197V196H130ZM215 197V196H214ZM218 197V196H217ZM2 198V197H1ZM55 198V197H54ZM105 199V197H102L101 199ZM114 198H115V196H114ZM197 198V197H196ZM195 198V199H196ZM202 198V197H201ZM46 199V198H45ZM59 200H61L60 198H58ZM57 199V200H58ZM103 199V200H104ZM126 199H127V197H126ZM136 199V198H135ZM187 199V198H186ZM185 199V200H186ZM218 199V198H217ZM222 199V198H221ZM9 200V199H8ZM100 200V199H99ZM109 200V199H108ZM112 200V199H111ZM116 200V199H115ZM118 200H119V198H118ZM117 200V201H118ZM121 200V199H120ZM132 200V199H131ZM190 200V199H189ZM213 200V199H212ZM102 201V200H101ZM116 201V202H117ZM123 201H124V199H123ZM168 201V200H167ZM173 201V200H172ZM176 201V200H175ZM179 201V200H178ZM177 201V202H178ZM190 201H194L193 200V198H192V200H190ZM60 202H62V201H60ZM60 202H59V205H60ZM96 202H94V203H96ZM120 202V201H119ZM129 202V201H128ZM132 202V201H131ZM212 202V201H211ZM214 202V201H213ZM135 203V202H134ZM175 203V202H174ZM182 203V202H181ZM191 203V202H190ZM196 203H198V201L196 202ZM64 202H62V206L64 207ZM119 204V203H118ZM201 204V203H200ZM199 204V205H200ZM216 204V203H215ZM41 205V204H40ZM112 205V204H111ZM175 205V204H174ZM173 205V206H174ZM177 205H179V204H177ZM186 205V204H185ZM188 205V204H187ZM198 205V204H197ZM208 205H210V204H208ZM103 206V207H102ZM115 206V205H114ZM121 206H122V204H121ZM131 206V205H130ZM183 206V205H182ZM189 206V205H188ZM201 206V205H200ZM200 206H198L196 209H199L200 208ZM217 206V205H216ZM54 207V206H53ZM58 207V206H57ZM113 207V206H112ZM126 207V206H125ZM193 207V206H192ZM206 207V206H205ZM213 207V206H212ZM242 207V206H241ZM61 208V207H60ZM169 208V207H168ZM183 208H185V207H183ZM202 208V207H201ZM214 208H216V207H214ZM55 209V208H54ZM94 209L92 210V212L94 211ZM114 209V208H113ZM162 209V208H161ZM160 209V210H161ZM164 209V208H163ZM167 209V208H166ZM179 209V208H178ZM195 209V210H196ZM204 209V208H203ZM211 209V208H210ZM209 209V210H210ZM61 210H63V209H61ZM76 210V211H75ZM90 210V211H89ZM105 210V209H104ZM186 210V209H185ZM194 209H192V211H193ZM206 210H208L207 208L204 210V211H206ZM213 210V209H212ZM64 211H66L65 209H64ZM86 211H88L87 213H86ZM101 211V212H100ZM106 211V210H105ZM108 211V210H107ZM200 210H198V212H199ZM227 211V210H226ZM56 212V211H55ZM58 212V211H57ZM60 212V211H59ZM73 212V213H74ZM114 212V211H113ZM168 212V211H167ZM207 212V211H206ZM54 213V212H53ZM65 213V212H64ZM102 213V214H103ZM111 213V212H110ZM171 213H172V211H171ZM170 213V214H171ZM200 213H202V212H199V214ZM62 214V213H61ZM98 214V213H97ZM102 214H100V215H102ZM116 214V213H115ZM154 214V213H153ZM161 214V213H160ZM165 214H167V213H165ZM204 214H206V213H204ZM204 214L202 213V214H200L199 215V217H201V218H204L205 216H204ZM208 214V213H207ZM206 214V215H207ZM216 214V213H215ZM30 215V214H29ZM63 215V214H62ZM87 215H89V214H87ZM104 215V214H103ZM113 215V214H112ZM172 215V214H171ZM191 215V214H190ZM202 215L204 216V217H202ZM97 216V215H96ZM185 216V215H184ZM208 216V215H207ZM206 216V217H207ZM87 217V216H86ZM92 217V216H91ZM95 217V216H94ZM93 217V218H94ZM100 217H102V216H100ZM139 217H140V215H139ZM164 217H166V216H163L162 218H163V220L161 221L160 219V221L161 222H163V223H161V222H159V223H161L162 225V227L160 226V224H159V227L160 228H162L161 230L162 231H160V228H158L159 230V232L157 233V235L158 236H160L161 234H163L164 233V235H171V234H175L174 233V231L175 230H178V229H176V228H178V223H179V221H177L176 219H174L173 217L171 218V217H166L165 219H164ZM205 217V218H206ZM64 218V217H63ZM68 218V217H67ZM81 218V217H80ZM145 218V217H144ZM148 218V217H147ZM161 218V217H160ZM204 218V219H205ZM216 218V217H215ZM214 218V219H215ZM89 219V218H88ZM98 219V218H97ZM112 219V218H111ZM208 219V218H207ZM211 218H209L208 220H210ZM67 220V219H66ZM90 220V219H89ZM104 220V219H103ZM107 220V219H106ZM105 220V221H106ZM143 220V219H142ZM145 220V219H144ZM150 220V219H149ZM179 220V219H178ZM194 220V219H193ZM98 222V221H97ZM101 222V221H100ZM113 222V221H112ZM153 222V221H152ZM59 223V222H58ZM65 223V222H64ZM88 223V222H87ZM102 223V222H101ZM107 223V222H106ZM109 223H111V222H109ZM143 223V222H142ZM187 223V222H186ZM208 223V222H207ZM69 224V223H68ZM72 224V223H71ZM104 224V223H103ZM117 224V223H116ZM147 224H149V223H147V221H146V226H147ZM155 224V223H154ZM158 224V223H157ZM224 224V223H223ZM59 225H61V224H59ZM66 225V224H65ZM89 225V224H88ZM97 225V224H96ZM99 225V224H98ZM97 225V226H98ZM144 225V224H143ZM101 226H102V224H101ZM116 226V225H115ZM115 226H111V227H115ZM153 226V225H152ZM180 226V225H179ZM62 227V226H61ZM68 227H69V225H68ZM67 227V228H68ZM118 227V226H117ZM138 227V226H137ZM105 228H107V227H105ZM104 228V229H105ZM116 228V227H115ZM139 228V227H138ZM146 228V227H145ZM152 228V227H151ZM157 227H155V229H156ZM208 228V227H207ZM61 229H63V228H61ZM61 229H60V231H61ZM82 229V228H81ZM118 229V228H117ZM124 229V228H123ZM135 229V228H134ZM154 229V228H153ZM6 230V229H5ZM93 230V229H92ZM98 230V229H97ZM96 230V231H97ZM100 230V229H99ZM108 230V229H107ZM147 230H149V229H147ZM152 230V229H151ZM150 230V231H151ZM214 230V229H213ZM65 231V230H64ZM116 231V232H115ZM119 231V230H118ZM150 231H148V232H146V233H149ZM157 231V230H156ZM13 232V231H12ZM63 232V231H62ZM66 232V231H65ZM89 232H90V230H89ZM106 231V229L105 230H101V231H98V233H97V235H99V237H101L99 240H100V242H99V247H98V251H99V248L100 249H102V250H104V253H102V256L104 257V255L106 256V254L105 253H107V254H109V253H113L112 255H114V256H116L115 257V259H119L118 257H117V254L115 255L114 254V252H113V249L112 248H114V250H115V248L116 247H112L111 245H112V239L111 238H109L107 235L109 234V232H107ZM154 232V231H153ZM58 233V232H57ZM83 233V232H82ZM127 233V232H126ZM166 233V234H165ZM178 233V232H177ZM3 234V233H2ZM63 234V233H62ZM86 234V233H85ZM111 234H113L115 237L117 236V238H118V235L120 236V238H121V233L120 232H118L117 233V230L115 229V230H113L112 231V233H110L109 235H111ZM124 234V233H123ZM149 234H151V233H149ZM179 234V233H178ZM47 235H49V234H47ZM50 235H52V234H50ZM91 235V234H90ZM96 235V237H98ZM53 236V235H52ZM65 236V235H64ZM123 236V235H122ZM138 236V235H137ZM147 236V235H146ZM174 238H175V236H177V235H172ZM171 236V237H172ZM6 237V236H5ZM51 236H49L48 238H50ZM57 237V236H56ZM62 237V236H61ZM96 237H94V238H96ZM98 237V238H99ZM125 237V236H124ZM144 237V236H143ZM142 237V238H143ZM55 238V237H54ZM53 238V239H54ZM89 238V237H88ZM117 238H115V239H117ZM119 238V239H120ZM127 238V237H126ZM142 238H140V239H142ZM159 238V237H158ZM173 238V239H174ZM3 239H5V238H3ZM90 239V238H89ZM92 239V238H91ZM97 239V238H96ZM122 239V238H121ZM125 239V238H124ZM128 239V238H127ZM139 239V240H140ZM156 239V238H155ZM163 239V238H162ZM172 239V238H171ZM172 239V240H173ZM177 239V238H176ZM51 240V239H50ZM55 241H56V238L54 239ZM61 240V239H60ZM69 240V239H68ZM95 240V239H94ZM126 240V239H125ZM132 240V239H131ZM149 240V239H148ZM148 240H146V241H148ZM160 240V239H159ZM164 240V239H163ZM6 241V240H5ZM29 241V240H28ZM88 241H90V240H88ZM92 241V240H91ZM97 241H98V239H97ZM120 241V240H119ZM127 241V240H126ZM137 241H138V239H137ZM141 241V240H140ZM143 241V240H142ZM175 241V240H174ZM86 242V241H85ZM115 242V241H114ZM131 242V241H130ZM130 242L128 243V244H130ZM162 242V241H161ZM173 242V241H172ZM171 242V243H172ZM8 243H9V241H8ZM51 243V242H50ZM52 243H54V242H52ZM67 243V242H66ZM69 244H70V242H68ZM141 242H139V244H140ZM155 243V242H154ZM166 243H169L168 241L166 242ZM31 244V243H30ZM29 244V245H30ZM68 244V246H70ZM85 244H87V243H85ZM124 244V243H123ZM146 244V243H145ZM161 244V243H160ZM159 244V245H160ZM28 245V244H27ZM56 245V244H55ZM67 245V244H66ZM72 245V244H71ZM136 245V244H135ZM152 245V244H151ZM83 246V245H82ZM81 246V247H82ZM95 246H96V243H95ZM139 246H141V247H144V245L142 246V244L141 245H139ZM146 246V245H145ZM154 246V245H153ZM166 246V245H165ZM27 247V246H26ZM64 247V246H63ZM71 247V246H70ZM78 247H80V246H78ZM128 247V246H127ZM130 247V246H129ZM131 247H132V245H131ZM130 247V248H131ZM137 247V246H136ZM157 247V246H156ZM155 247V248H156ZM164 247V246H163ZM167 247V246H166ZM264 247V246H263ZM20 248H21V246H20ZM40 248H42V246L40 247ZM44 248V247H43ZM71 248H73V247H71ZM84 248V247H83ZM96 248V247H95ZM150 248V247H149ZM27 250H28V247L26 248ZM45 249V248H44ZM43 249V250H44ZM81 249V248H80ZM97 249V248H96ZM117 249H118V247H117ZM121 249H122V247H121ZM120 249V250H121ZM125 249V248H124ZM131 249H133V248H131ZM38 250V249H37ZM45 250H48V249H45ZM78 250V249H77ZM119 250V249H118ZM128 251H129V249H127ZM137 250V249H136ZM139 250V249H138ZM263 251H264V248L262 249ZM76 251V250H75ZM259 251V250H258ZM261 252L262 253V256L259 258V260L257 259V263H255V264H264V252ZM15 252V251H14ZM19 253H18V255H17V257L19 258L18 260L20 261V262H22L23 264H25L26 263V259H25V257L23 256L24 255V253H21V250H19L18 251ZM27 252V251H26ZM32 252V251H31ZM117 252V251H116ZM144 252V251H143ZM12 254H13V252H11ZM28 253V252H27ZM33 253H35V251H33ZM40 253V252H39ZM44 253V252H43ZM45 253H47L46 251H45ZM118 253V252H117ZM136 253V252H135ZM10 253H8V255H9ZM15 254V253H14ZM13 254V255H14ZM42 253H40V255H41ZM104 254V255H103ZM119 254H121V253H119ZM118 254V255H119ZM145 254H147V253H145ZM11 255V254H10ZM39 255V256H40ZM79 255H80V252H79ZM111 255V254H110ZM112 255H111V257H112ZM43 256V254L40 256V257H42ZM49 256H50V254H49ZM54 256V255H53ZM107 256H109V255H107ZM120 256V255H119ZM144 256V255H143ZM142 256V257H143ZM149 256V255H148ZM33 257H34V255H33ZM32 257V258H33ZM35 257H36V255H35ZM39 257V258H40ZM57 257V256H56ZM145 257V256H144ZM150 257V256H149ZM28 258V257H27ZM42 258H44V257H42ZM42 258H40L41 260H43ZM48 257H46V259H47ZM49 258H51L52 259V257H49ZM97 258V257H96ZM106 258H108V257H106ZM105 258V259H106ZM121 258V257H120ZM123 258V257H122ZM21 259V260H20ZM36 259H37V257H36ZM103 259V258H102ZM104 259V261L106 262V260ZM114 259V260H115ZM13 260V259H12ZM15 260V259H14ZM35 260V259H34ZM49 260V259H48ZM111 260V259H110ZM113 260V259H112ZM113 260V261H114ZM117 260H115V261H117ZM145 260V259H144ZM18 261V262H19ZM30 261V260H29ZM108 261V260H107ZM114 261V264L115 263H117V262H115ZM119 261V260H118ZM121 261V260H120ZM119 261V262H120ZM124 261V260H123ZM126 261V260H125ZM32 262V261H31ZM31 262H30V264H31ZM36 262V261H35ZM38 262V261H37ZM64 262V261H63ZM143 262V261H142ZM97 263V262H96ZM101 263H102V261H101ZM39 264V263H38ZM102 264H104V263H102ZM124 264V263H123Z\"/></svg>","mask_w":264,"mask_h":264}]
</instances>
